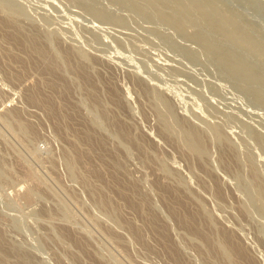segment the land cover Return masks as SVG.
Here are the masks:
<instances>
[{"label":"rangeland","instance_id":"obj_1","mask_svg":"<svg viewBox=\"0 0 264 264\" xmlns=\"http://www.w3.org/2000/svg\"><path fill=\"white\" fill-rule=\"evenodd\" d=\"M0 264H264V0H0Z\"/></svg>","mask_w":264,"mask_h":264}]
</instances>
